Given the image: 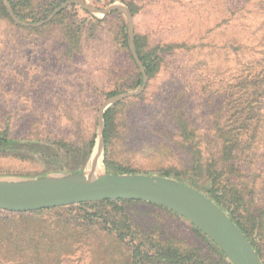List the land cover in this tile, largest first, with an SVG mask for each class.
Masks as SVG:
<instances>
[{"label": "rangeland", "instance_id": "374dc122", "mask_svg": "<svg viewBox=\"0 0 264 264\" xmlns=\"http://www.w3.org/2000/svg\"><path fill=\"white\" fill-rule=\"evenodd\" d=\"M49 1H31L32 7L26 12L38 16L35 23L19 21L12 9L15 20L8 13L15 23L34 31L0 22V131H6L9 138L31 140L28 142L33 150L45 151L52 158L41 161L37 154L21 159L0 153V179L107 173L103 164L104 145L100 135L97 137L100 113L111 98L105 94L133 93L142 87L130 89L135 76L130 50L118 42L121 22L126 27L127 43L128 25H131L133 40L134 34L147 35L152 43H184L188 48L166 55L160 73L148 83L146 79L138 94L146 91L145 97L119 108L115 132L108 144L112 166L138 175L161 176L164 171H172L167 178L190 186L184 170L192 155L203 163L218 161L221 144L218 130L227 131L228 87L237 76L252 71L243 59L239 62L227 58V39L235 38L248 45L259 35L253 22L242 19L232 20L227 31L224 23L234 3L240 0H61L57 9L42 17ZM82 5L97 12H89ZM112 5L126 9L130 20L121 10L100 13ZM129 5L136 9L135 15L131 14ZM176 97L183 102L191 135L182 137L175 120L166 112ZM235 126L231 124V128ZM92 138L94 144L96 141L93 155L97 150L100 156L98 172L91 170L92 154L84 157L78 153L85 150ZM49 141L62 142L65 146L52 145ZM239 159L244 168L251 159L257 164V169L252 167L242 173L250 172L251 182L264 179L263 151L257 155L250 153L246 158L242 154ZM240 181L247 183L248 178L244 176ZM254 185L256 191L264 189V185ZM81 204L25 213L0 211V220L21 223L26 217L40 223L60 217L70 209L76 213L82 209ZM157 207L144 202L125 206L126 215L133 223V235L127 236L125 242L113 240L101 228H92L83 236L76 231L64 233L60 241H57L59 236L45 231L42 243L51 238L55 244L66 245V249L48 257V263L129 264V238L144 242L146 250L150 248L147 242L153 241L206 253L204 243L194 234L190 223ZM29 235L20 230L0 231V264L26 261V253L30 252L31 237L26 239ZM13 238L16 241H11ZM62 239H67V243Z\"/></svg>", "mask_w": 264, "mask_h": 264}, {"label": "trees", "instance_id": "16d2710c", "mask_svg": "<svg viewBox=\"0 0 264 264\" xmlns=\"http://www.w3.org/2000/svg\"><path fill=\"white\" fill-rule=\"evenodd\" d=\"M31 1L8 0L15 17L19 21L29 22L30 20L31 23L37 22L38 16L35 15L34 17L33 14L28 15L29 12H26L32 7ZM61 2V0L49 1L42 17L57 9ZM129 10L132 15L136 14V9H134L133 5H129ZM232 10L224 23L227 24V31L232 20L242 19L249 23L253 22L259 31V35L248 45L237 41L235 38H228L227 58L239 62L243 59L252 71H248L245 76H237L228 87L230 92L226 103L227 131L218 130L221 140L219 146L220 158L218 161L210 160L203 163L198 156L192 155L188 168L184 171L188 175L186 178L187 184L205 193L222 211L227 212L231 221L241 231L264 264V192H262L264 189L256 191L257 185H254H264V179H258L260 183H258V180L251 182L250 172L248 174L242 173L243 171H250L252 167L257 169V164L253 163L251 159V161L246 163L247 167L244 168L242 161L239 159L242 154L246 158L250 153L257 155L261 151L264 152V0H240L237 4L234 3ZM95 20L97 22L100 21ZM1 21L19 29L33 30L32 28L21 26L12 20L3 4V0H0ZM120 25L121 27L117 34L118 42L128 51L126 27L123 22ZM133 43L147 83L155 79L160 73L166 55H171L179 49L188 48L184 43H152L147 35L139 34H134ZM254 48L256 49L253 54L251 51ZM129 57L135 76L130 89H135L142 85L143 75L132 56L130 55ZM116 94H118V91L108 92L105 95L106 97H113ZM145 94L146 91L129 101L119 102L106 109L103 114V164L107 174H134L129 169L112 166L108 159V144L115 132L119 108L128 105L134 99L137 101L142 100ZM234 96L237 98H234ZM183 106V102L176 97L170 102V106L166 111L168 117L175 120L174 123L177 125L182 137L183 135L192 134L185 120ZM232 123L236 124L235 128H231ZM243 135H245L244 139L242 138ZM28 141L23 142L19 139L9 138L6 131H0V153L11 154L21 159L26 158L28 155L37 154L38 160L41 161H48L52 158L45 151L33 150V146ZM49 142L59 147L65 146L62 142ZM93 145L94 140L92 138L85 150L78 153L84 157L88 156L91 154ZM172 173V171H164L161 176L170 177ZM174 176L177 177L178 174L174 173ZM244 176L248 178L247 183H251L250 186L240 181ZM130 203L140 204L142 202L108 200L96 203H82V209L76 213H73L70 209L67 213L61 214L60 217L41 220L40 223L26 217L23 218L21 223L9 219L0 220V231L11 229L12 232L14 230L19 232L20 230L21 233L31 234L26 237V239L31 237L28 244L30 252L26 253L28 254L26 256L27 260L14 262V264H55L56 261L48 263L47 258L66 249V245L55 244L51 238H46V242L42 243L41 239L45 231L51 236H59L57 241H60L61 235L64 233L71 234L76 231L77 235L83 236L92 228H101L113 240L125 242L127 236L133 235V223L125 212V206ZM190 226L194 234L204 243L206 253H202L199 249L181 250L170 244H158L153 241L147 242L150 248L146 250L144 242L134 241V239L129 238L127 241V243L131 244L128 254L129 264H231L211 241L191 224ZM62 240L67 243V239ZM11 241L16 240L13 238ZM74 241L77 242V240Z\"/></svg>", "mask_w": 264, "mask_h": 264}, {"label": "water", "instance_id": "95a60500", "mask_svg": "<svg viewBox=\"0 0 264 264\" xmlns=\"http://www.w3.org/2000/svg\"><path fill=\"white\" fill-rule=\"evenodd\" d=\"M4 1L10 17L15 20L7 0ZM82 8L92 13L97 12L88 5H82ZM117 10L124 12L130 20L128 11L118 5H112L100 13L107 14ZM128 45L143 75L142 87L136 92L115 95L106 100L100 113L97 133V137H101L102 147L104 110L127 97L138 95L146 83L135 53L131 25H128ZM108 200L141 201L167 209L200 231L231 264H263L241 231L214 201L197 189L171 178L158 175L101 173L98 176H89L88 173H76L40 178L0 179V211L10 213Z\"/></svg>", "mask_w": 264, "mask_h": 264}, {"label": "bare ground", "instance_id": "6f19581e", "mask_svg": "<svg viewBox=\"0 0 264 264\" xmlns=\"http://www.w3.org/2000/svg\"><path fill=\"white\" fill-rule=\"evenodd\" d=\"M98 141H99V139H98ZM95 146H96V141H95V144H94L93 149H92L93 168L91 170L98 172V170L100 169V156H99L97 150L93 155V150H94ZM89 176H98V175H89Z\"/></svg>", "mask_w": 264, "mask_h": 264}]
</instances>
